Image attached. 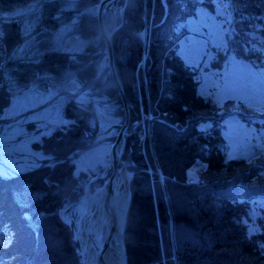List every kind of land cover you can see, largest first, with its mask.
<instances>
[{
  "label": "trees",
  "instance_id": "trees-1",
  "mask_svg": "<svg viewBox=\"0 0 264 264\" xmlns=\"http://www.w3.org/2000/svg\"><path fill=\"white\" fill-rule=\"evenodd\" d=\"M215 1L167 0V15L161 22L160 0L104 4L108 28L120 18L112 25L107 12L122 10L112 45L130 107L121 153L132 171L123 223L127 264H264V139L261 146L254 144L229 155L223 132L225 121L233 118L264 135V113H256L234 97L218 102L211 90L200 88L201 79L208 75L206 69L214 73V66L228 67L236 61L245 69H264V0H223L230 6L229 28L205 69L203 63L184 61L179 42L190 32L188 18L198 10H215ZM97 2L0 0V55L5 56L0 68V112L16 91L29 87L57 88L66 94L65 122L35 144L48 153L50 163L10 178L0 176V228L8 222L13 231L8 248H0V264H81L73 224L61 214L80 198L87 180L84 172H74V159L97 142L96 107L116 119L109 141L123 120L121 98L97 26ZM146 3H153L154 19L146 25L143 41L139 32ZM31 4L30 11L18 10ZM5 11L7 16H3ZM31 16L35 28L23 34L22 22ZM59 28H64L63 42L52 39ZM77 40L82 41L81 48L71 50ZM198 71L201 74L195 79ZM70 78L80 84L76 95L64 88ZM80 93L85 99L77 98ZM147 103L178 124L152 117L148 135L140 137ZM234 108L239 111L228 112ZM197 164L201 181L183 182L186 168Z\"/></svg>",
  "mask_w": 264,
  "mask_h": 264
},
{
  "label": "rangeland",
  "instance_id": "rangeland-1",
  "mask_svg": "<svg viewBox=\"0 0 264 264\" xmlns=\"http://www.w3.org/2000/svg\"><path fill=\"white\" fill-rule=\"evenodd\" d=\"M215 4V10L209 13L205 10H198L195 17L188 18L190 32L180 39L179 42V51L184 61L190 64L203 63L205 64V69L210 65L214 49L223 45L225 41L224 32L229 28L227 23L231 18V14L229 13L230 6H226L223 0H216ZM145 5H147V3ZM21 6L22 7L18 8V10L30 11L32 7H34V4H31V6ZM153 11V3H150L147 8V14H145L148 25L149 23L151 24L154 19ZM4 13L3 16L9 14L6 11ZM117 16H122L121 9L120 11L112 9L107 12L108 19H112V21L110 20L111 24ZM35 24L36 20L34 16H31L27 21L23 20V34H27L33 27L35 28ZM63 29L64 28H59L54 32L52 39L55 42H63L66 40L62 33ZM143 30L146 39V29L144 28ZM0 32L3 34L1 27ZM139 34L143 40L142 29ZM81 46L82 41L77 40L72 44L70 49H80ZM5 48V45H3L1 49ZM4 58V53H2L0 55V62L5 61ZM102 63L104 64L105 61H102ZM249 69L240 67L236 61L232 62L228 67H225V65L221 68L214 66V73L208 72V69H206L208 75L203 77L200 81L201 91L211 90L218 102L231 97L241 99L254 108L256 113H264V69ZM4 74L5 73H3V76ZM200 74L201 72H196L194 78H199ZM63 85L69 93L73 95L78 94L76 91L79 89L80 84L74 78L65 81ZM14 90H16V86ZM145 96L148 100V92ZM65 98L66 94L58 91L57 88H50L47 91H42L29 87L21 91L18 90L12 95L9 105L4 107L0 112L1 177L10 178L15 176L16 173L24 172L46 161L48 162L50 158L48 153L43 152L39 149L40 147H36L35 144L40 142L41 137L47 135L55 126L65 122V118L62 115V106L65 102ZM77 98L85 99L82 93H80ZM153 110L154 109L148 103L143 108V113L141 114L142 124H146L143 129L149 128L151 117L158 113V111L155 112ZM95 113L99 124L98 134L96 136L101 140L80 152L74 159V172L77 174L79 172H85L86 176L87 173H89L88 176L99 175L105 169L108 161L107 151L110 145L108 136L112 133V126L116 122L113 115L99 106L96 107ZM225 123L226 126L223 127V132L228 138L229 155L238 154L239 149L246 151L250 147H253L254 144H257L256 146L262 145L264 135L254 127H242L236 123L233 118L227 119ZM208 125H210V122ZM142 131L143 130H140L139 132L142 133ZM44 158L45 160L42 161ZM14 192H16V189H14ZM80 202L81 198L76 203H73L71 205L73 206L72 209L67 212L64 208L61 210V214L64 216L65 221L73 223L74 231L76 229V218L78 213L77 206ZM9 227L10 224L9 226L6 223H2L1 225L3 235L0 237V248H8L9 245H7V242L13 237V233H6L9 232ZM53 243L54 242H51V245H53Z\"/></svg>",
  "mask_w": 264,
  "mask_h": 264
},
{
  "label": "water",
  "instance_id": "water-1",
  "mask_svg": "<svg viewBox=\"0 0 264 264\" xmlns=\"http://www.w3.org/2000/svg\"><path fill=\"white\" fill-rule=\"evenodd\" d=\"M109 0H98L96 5V21L99 32L102 36L105 56L107 65L114 81V84L117 88V91L120 95L122 106H123V122L121 123L114 140L111 142L108 149V163L107 167H110V173L103 180L102 184L94 187L93 192L89 194L92 200L97 198L99 195H103L105 192L112 191L120 183L121 179L124 177V172L127 174L129 171L125 167L124 160L120 157V153L124 148L125 138L124 131L128 126L130 118V107L126 92L118 76L113 55V46H112V31L108 30L104 20H103V6ZM164 9L163 14L160 19L162 21L167 13V0H160ZM129 178H131V173H129ZM125 178V177H124ZM129 185V184H128ZM130 192V189H129ZM102 193V194H100ZM130 195V194H129ZM129 199L126 205V210L128 207ZM88 214V213H87ZM118 224L116 217H112L108 221L96 219L90 222L89 229H85V225L81 223L80 219L77 227V239L79 243V252L81 256L82 264H93V254L94 248L97 251H102L103 254H107L109 257V264H127V255L124 241L123 233V222ZM102 264H106L105 260L102 259ZM108 264V263H107Z\"/></svg>",
  "mask_w": 264,
  "mask_h": 264
},
{
  "label": "bare ground",
  "instance_id": "bare-ground-1",
  "mask_svg": "<svg viewBox=\"0 0 264 264\" xmlns=\"http://www.w3.org/2000/svg\"><path fill=\"white\" fill-rule=\"evenodd\" d=\"M123 174L125 178L123 177L121 179L116 188L112 191L105 192L102 196L99 195L97 198L88 200L90 198V191L87 190V194L83 196L77 206V224L79 222L78 219H80L81 223L86 226L85 229H89L91 221L100 219L103 223L114 216L118 220V224H122V218L124 213H126V205L130 194L128 185L130 182V174L126 172ZM93 257V264H102V259L105 260L106 264H109L108 255L106 253L103 254L102 251H97L95 248Z\"/></svg>",
  "mask_w": 264,
  "mask_h": 264
},
{
  "label": "built area",
  "instance_id": "built-area-1",
  "mask_svg": "<svg viewBox=\"0 0 264 264\" xmlns=\"http://www.w3.org/2000/svg\"><path fill=\"white\" fill-rule=\"evenodd\" d=\"M193 178H194V177H193ZM193 178H190V179L192 180Z\"/></svg>",
  "mask_w": 264,
  "mask_h": 264
}]
</instances>
